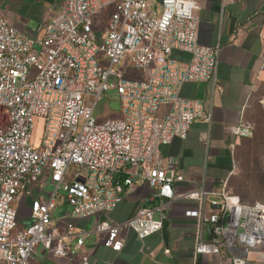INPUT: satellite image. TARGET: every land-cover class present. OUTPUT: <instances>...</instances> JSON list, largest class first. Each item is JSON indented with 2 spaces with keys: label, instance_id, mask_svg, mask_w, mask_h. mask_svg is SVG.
<instances>
[{
  "label": "built area",
  "instance_id": "1",
  "mask_svg": "<svg viewBox=\"0 0 264 264\" xmlns=\"http://www.w3.org/2000/svg\"><path fill=\"white\" fill-rule=\"evenodd\" d=\"M198 9L195 0H65L33 36L0 15V264H30L39 246L69 259L83 253L88 264L90 234H104V246L120 252L123 228L142 240L159 233L166 203L182 200L196 204L185 211L195 220V254L225 253L230 264H246L264 246V202L242 201L227 182L209 189L205 177L177 190L192 181L162 164L160 147L186 139L196 120L207 123L202 139L210 141L212 111L180 95L187 82L217 83L220 48L199 43ZM129 70L140 77H128ZM111 93L120 117L98 120V104ZM163 106L168 111L160 114ZM229 130L254 133L246 122ZM44 179L54 186L49 197L43 187L36 194ZM142 182L161 201L124 223L102 220L89 231L73 222L60 229L54 221L63 204L73 219L109 213ZM20 194L31 199V223L22 230L13 205Z\"/></svg>",
  "mask_w": 264,
  "mask_h": 264
},
{
  "label": "crops",
  "instance_id": "2",
  "mask_svg": "<svg viewBox=\"0 0 264 264\" xmlns=\"http://www.w3.org/2000/svg\"><path fill=\"white\" fill-rule=\"evenodd\" d=\"M22 4L33 16L35 9H41L40 0H9ZM43 8L52 11L51 17L59 12L65 0H42ZM41 1V2H42ZM199 9L195 15L199 21L198 41L207 47L220 48V61L216 86L208 82H187L180 91L185 98L199 100L205 112L213 113L209 145L202 139L208 131L204 120H196L186 139L174 138L169 144L160 147L162 164L167 169L183 173L191 183L177 185V190L192 188L202 177L206 178L209 189L219 191L234 175L235 156L238 147L246 137L232 134L230 127L249 123L250 96L260 80H264V0H228L222 8V0H195ZM2 3H0V7ZM0 9L20 32L33 36L41 21L31 24L18 9L7 6ZM33 12V13H31ZM50 17V18H51ZM174 56L188 61L190 56L175 52ZM168 111L163 106L160 114ZM51 185L44 179L35 189ZM155 190L147 183H138L129 190L123 201L109 213L73 219L71 208L63 204L53 212L56 225L63 229L66 223L73 222L78 228L94 230L102 220L124 223L144 206L159 203ZM22 201L26 209L27 224L21 225L18 213V228L25 229L31 223V199L20 194L16 202ZM192 201L182 200L166 203L164 229L142 240L135 231L123 228L121 237L124 247L120 252L103 244L104 234H90L85 242L84 252L89 253L88 264H230L225 253L195 254V220L187 217L185 211L195 207ZM17 208V207H16ZM18 210V209H17ZM158 216V214H156ZM82 255L73 259L60 257L42 246L30 264H82ZM246 264H264V246L250 254Z\"/></svg>",
  "mask_w": 264,
  "mask_h": 264
},
{
  "label": "rangeland",
  "instance_id": "3",
  "mask_svg": "<svg viewBox=\"0 0 264 264\" xmlns=\"http://www.w3.org/2000/svg\"><path fill=\"white\" fill-rule=\"evenodd\" d=\"M41 1L42 0L38 1V4L42 8L37 10L35 9L34 13L36 14L33 16L29 14L30 10L28 8L24 7L22 4L10 3L9 0H0V3H2L0 9L6 11L8 10L7 6L11 5L9 13H11V11H15V9H18L20 11L18 13H20L22 16H25L26 18H29L31 24L34 25L35 23H38V21H41V24L48 21L52 15L51 10L47 9L46 7L43 8V1ZM103 15L104 14H101L95 17L97 23L102 22ZM99 28L100 26H95L96 30ZM124 67L125 64H123L122 68ZM128 75V77L131 78L140 77L137 72L132 70ZM249 105L250 107L247 120L253 125L255 129V135L252 138L244 140L238 147L235 156V168L232 179L235 181L237 189L247 195L250 202H264V80H260L256 84L250 96ZM120 112L121 104L117 98V95L112 94L109 96V98H103L99 102L96 116L98 120L119 118ZM42 134L43 124L40 121L35 135L36 142L40 141ZM53 188V184L50 186L48 184L44 186L43 189L46 191V195L48 197L50 196ZM40 191L41 188L36 191V194ZM13 205L18 209L20 224H27V211L23 206V202H16L15 200Z\"/></svg>",
  "mask_w": 264,
  "mask_h": 264
},
{
  "label": "trees",
  "instance_id": "4",
  "mask_svg": "<svg viewBox=\"0 0 264 264\" xmlns=\"http://www.w3.org/2000/svg\"><path fill=\"white\" fill-rule=\"evenodd\" d=\"M254 135H255V129H254V133H253V136L252 137H254ZM252 137H249V138H252ZM228 186L230 188H232V190H233V192L235 194H237V195H239L241 197L242 201L251 203L248 200L249 198L247 197V195H245L243 192H241L240 190L237 189L236 184H235V181L233 179L230 180ZM253 202H256V201H253Z\"/></svg>",
  "mask_w": 264,
  "mask_h": 264
},
{
  "label": "water",
  "instance_id": "5",
  "mask_svg": "<svg viewBox=\"0 0 264 264\" xmlns=\"http://www.w3.org/2000/svg\"><path fill=\"white\" fill-rule=\"evenodd\" d=\"M212 236V225L208 224L206 227V238L210 239Z\"/></svg>",
  "mask_w": 264,
  "mask_h": 264
}]
</instances>
